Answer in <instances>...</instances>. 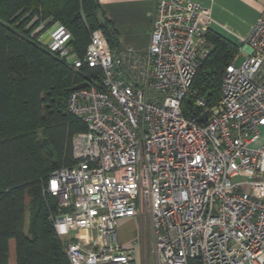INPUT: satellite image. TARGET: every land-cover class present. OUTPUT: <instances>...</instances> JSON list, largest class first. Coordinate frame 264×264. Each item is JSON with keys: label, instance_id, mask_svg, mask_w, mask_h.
Listing matches in <instances>:
<instances>
[{"label": "built area", "instance_id": "1", "mask_svg": "<svg viewBox=\"0 0 264 264\" xmlns=\"http://www.w3.org/2000/svg\"><path fill=\"white\" fill-rule=\"evenodd\" d=\"M209 24L198 1L160 0L144 52L111 49L98 29L79 57L59 23L37 38L73 71H101L70 92L68 112L85 130L72 137V164L43 187L69 264H136L137 240L120 244L117 229L145 216L153 264H264V145L250 147L264 128V19L210 107L192 89L211 50Z\"/></svg>", "mask_w": 264, "mask_h": 264}, {"label": "trees", "instance_id": "2", "mask_svg": "<svg viewBox=\"0 0 264 264\" xmlns=\"http://www.w3.org/2000/svg\"><path fill=\"white\" fill-rule=\"evenodd\" d=\"M100 11L98 0H0V264H69L51 222L56 202L43 187L51 172L72 164V137L85 130L68 112L70 89L101 76L86 66L73 71L47 53L23 29L27 21L21 17L36 18L32 28L45 21L63 25L82 57L90 32L98 29L111 49L119 48L117 32ZM17 23L18 30L10 27ZM208 41L212 48L192 89L210 107L219 100L223 72L237 47L217 34L209 33ZM192 104L191 96L185 98L184 112ZM26 197L31 216L25 231Z\"/></svg>", "mask_w": 264, "mask_h": 264}, {"label": "crops", "instance_id": "3", "mask_svg": "<svg viewBox=\"0 0 264 264\" xmlns=\"http://www.w3.org/2000/svg\"><path fill=\"white\" fill-rule=\"evenodd\" d=\"M160 0H98L102 18L111 22L117 32L119 49L130 48L144 52L148 48L152 17ZM202 5V12L210 17L209 33L220 35L232 41L237 53L247 52L243 41L258 19H264V0H195ZM264 145V128L260 137L250 145L258 148ZM134 223L139 218L121 220Z\"/></svg>", "mask_w": 264, "mask_h": 264}, {"label": "rangeland", "instance_id": "4", "mask_svg": "<svg viewBox=\"0 0 264 264\" xmlns=\"http://www.w3.org/2000/svg\"><path fill=\"white\" fill-rule=\"evenodd\" d=\"M22 21L26 20L27 23L24 26L23 29L29 31L28 33L29 37L33 38H41L42 42H46L48 39V35L46 34V29H48L49 26L53 25V23L50 24V22L45 21L42 23L45 27L43 28L42 33H36L38 32V28L40 25H38L35 28H32L31 25L34 22L35 19L32 17L30 18L29 15L25 14L22 17ZM16 26H19V24H10V27L14 30H18ZM16 28V29H15ZM40 29V28H39ZM210 47V46H209ZM243 58L241 56L238 57L236 61V65L239 66ZM243 177H239L237 180H243ZM250 177L246 178V181H248ZM244 191L250 193V189L244 188ZM25 218H24V230L26 231L28 229V225L30 222V204H29V198H25ZM145 221H136V230L134 227V223L131 221H123L120 223L119 228L117 229V238L120 244H125L131 240L136 239V243L134 244V258L136 264H153V258L150 254V226L148 223L147 216L144 217ZM144 222V223H143Z\"/></svg>", "mask_w": 264, "mask_h": 264}, {"label": "water", "instance_id": "5", "mask_svg": "<svg viewBox=\"0 0 264 264\" xmlns=\"http://www.w3.org/2000/svg\"><path fill=\"white\" fill-rule=\"evenodd\" d=\"M86 86H87V83L84 82V83H81V84H78V85L72 87V88L70 89V91H75V90H78V89L84 88V87H86ZM206 117H207V115H206V114H203V115L201 116V118H200V121H201V122H204L205 119H206Z\"/></svg>", "mask_w": 264, "mask_h": 264}]
</instances>
